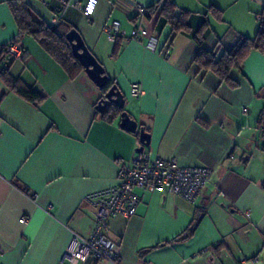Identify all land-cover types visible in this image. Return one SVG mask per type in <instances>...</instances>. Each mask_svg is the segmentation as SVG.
Wrapping results in <instances>:
<instances>
[{"label":"crops","instance_id":"0c3cea01","mask_svg":"<svg viewBox=\"0 0 264 264\" xmlns=\"http://www.w3.org/2000/svg\"><path fill=\"white\" fill-rule=\"evenodd\" d=\"M6 1L0 0V51L9 43L22 51L13 60L5 53L9 71L44 99L30 102L0 79V264H69L72 235L88 238L94 227V207L84 197L115 184L118 160L128 162L140 143L119 127V117L96 113L100 93L84 72L69 79L36 40L19 34ZM46 1L26 0L49 24L58 0ZM156 1L96 0L91 16L73 6L59 20L80 34L124 95V110L149 134V157L212 171L193 203L164 188L136 189L134 215L108 220L117 264H264V50H251L230 70L237 83L230 87L193 62L192 38L203 21L207 51L218 42L232 46L236 35L253 38L264 0H171L189 12L190 32L177 34L136 15L135 3ZM112 21L126 31L144 27L158 36L160 50L169 45L168 55L127 41L113 57L102 32ZM135 82L142 89L137 98L129 95ZM255 149L261 152L252 166ZM196 219L191 237L168 242Z\"/></svg>","mask_w":264,"mask_h":264},{"label":"built area","instance_id":"2783aa9c","mask_svg":"<svg viewBox=\"0 0 264 264\" xmlns=\"http://www.w3.org/2000/svg\"><path fill=\"white\" fill-rule=\"evenodd\" d=\"M47 5L46 0H39ZM96 0H86L83 4L70 3L68 0H58L56 16L50 19L49 24L59 22L66 8L76 6L81 13L89 17L94 11ZM134 10L137 16L145 19L146 6L135 3ZM106 39L114 43L118 38L121 42L134 41L153 53L168 55L170 47L165 45L159 49V39L155 34L148 33L144 27H134L126 31L120 27L119 22L112 21L102 27ZM8 60L20 58L22 51L9 43L6 45ZM142 93L139 83L130 84V97L137 98ZM247 109L243 108V112ZM264 133V126L259 128ZM141 145L138 144L137 148ZM211 169L205 166H180L175 157L163 160L158 157H149L145 151H136L128 160H118L116 183L106 188L91 192L84 197V201L94 207V227L88 238L72 235L70 243L64 254V259L69 264H85L88 259L94 262H108L117 264V244L106 235L108 220L112 216L120 215L131 217L139 204V197L135 189L152 193L159 188H164L168 193L174 194L183 200L193 203L202 188L209 182ZM264 185V180L262 181ZM249 211L245 212L248 216ZM21 223H26V218H20Z\"/></svg>","mask_w":264,"mask_h":264},{"label":"trees","instance_id":"16d2710c","mask_svg":"<svg viewBox=\"0 0 264 264\" xmlns=\"http://www.w3.org/2000/svg\"><path fill=\"white\" fill-rule=\"evenodd\" d=\"M6 2L20 35L27 34L36 40L60 65L69 79H74L79 73L83 72L81 65L72 56L70 45L65 38L66 33L72 29L70 26L61 22L54 25L45 23L31 10L26 0H7ZM211 9L213 10V8ZM146 10L145 17L148 20L154 18L156 28L162 29L167 25L173 34L190 32L188 24L189 12L177 8L171 0H157L153 4L146 6ZM206 23L207 21H203L202 25L192 34V38L198 47L193 62L199 69L211 71L220 81L228 83L230 87H236L237 83L229 77L230 70L239 68L247 53L251 50L260 52L264 50V10L258 16L259 27L254 37L248 38L243 35H236L233 45L227 48L218 46L219 42L214 50L207 51L203 48L204 35L202 31L207 26ZM121 44L122 42L119 38L113 43V57L117 55ZM220 49L221 52L219 53ZM5 53L6 47L4 46L0 51V79L4 85L30 102L43 101V94L33 87L26 86L18 77H14L10 73ZM104 75H106L105 71ZM112 85H115L114 82L107 76L106 84L98 89L101 98L104 97ZM123 110L124 107L118 109L110 103L98 115L109 121L114 117H119ZM263 116L264 111H261L260 119ZM198 221L196 219L192 226L190 225L191 227L189 226L168 242L182 241L191 237Z\"/></svg>","mask_w":264,"mask_h":264},{"label":"water","instance_id":"95a60500","mask_svg":"<svg viewBox=\"0 0 264 264\" xmlns=\"http://www.w3.org/2000/svg\"><path fill=\"white\" fill-rule=\"evenodd\" d=\"M65 38L70 45L72 56L81 65L87 78L97 89L102 88L107 82V76L104 75V68L86 48L80 34L72 28L66 33ZM124 102V95L116 85H112L104 97L96 102L94 109L97 113H102L110 103L118 109H122ZM119 127L125 132L137 134L141 146L136 151H142L144 147H148L149 134L142 126H138L136 121L125 110L119 115Z\"/></svg>","mask_w":264,"mask_h":264},{"label":"rangeland","instance_id":"374dc122","mask_svg":"<svg viewBox=\"0 0 264 264\" xmlns=\"http://www.w3.org/2000/svg\"><path fill=\"white\" fill-rule=\"evenodd\" d=\"M257 152V150L255 149L254 150V152H253V157H252V161H253V159L255 160V158H256V156H259V153L261 152V151H258V153H256ZM257 159V158H256ZM252 166H254V161H253V163H252ZM136 190V189H135ZM169 241V240H168Z\"/></svg>","mask_w":264,"mask_h":264},{"label":"flooded vegetation","instance_id":"af4514ba","mask_svg":"<svg viewBox=\"0 0 264 264\" xmlns=\"http://www.w3.org/2000/svg\"><path fill=\"white\" fill-rule=\"evenodd\" d=\"M100 98H101V97H100ZM100 98H99V99H100Z\"/></svg>","mask_w":264,"mask_h":264}]
</instances>
